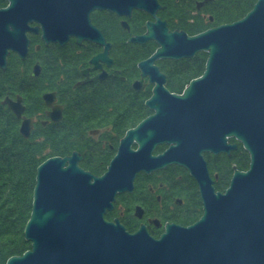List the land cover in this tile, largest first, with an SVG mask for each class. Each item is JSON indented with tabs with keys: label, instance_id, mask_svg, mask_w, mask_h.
<instances>
[{
	"label": "flooded vegetation",
	"instance_id": "1",
	"mask_svg": "<svg viewBox=\"0 0 264 264\" xmlns=\"http://www.w3.org/2000/svg\"><path fill=\"white\" fill-rule=\"evenodd\" d=\"M89 1L0 0V17L10 21L4 30L19 40L0 66V112L9 111L18 131L30 124L19 133L39 141L41 162L75 154L96 176L134 170L105 218L158 238L167 225L196 222L204 196L224 193L250 167L235 133L218 131L215 150L206 146L205 122L187 117L184 132L172 131L171 116L160 113L206 70L209 51L192 37L243 18L257 0H155L129 13ZM149 27L152 37L137 38ZM163 30L175 33L172 49Z\"/></svg>",
	"mask_w": 264,
	"mask_h": 264
},
{
	"label": "water",
	"instance_id": "2",
	"mask_svg": "<svg viewBox=\"0 0 264 264\" xmlns=\"http://www.w3.org/2000/svg\"><path fill=\"white\" fill-rule=\"evenodd\" d=\"M147 1L155 0L89 2L129 13ZM9 22V16L0 17L2 68L7 48L19 42L4 30ZM171 34L162 32L168 49ZM152 36L149 27L137 38ZM192 39L209 51L206 70L184 95H170L172 108L160 114L171 116L165 121L172 131L184 132L187 117L205 122L211 131L206 146L215 150L221 147L218 131L235 133L250 151L249 169L236 172L224 193L206 194L196 222L167 225L154 238L144 226L131 233L117 219L104 218L115 190L125 187L122 178L130 175L129 185L134 170L111 167L96 176L77 167L75 154L50 157L36 167L23 227L31 246L5 264H264V0L243 18ZM29 126L24 120L19 131L27 135Z\"/></svg>",
	"mask_w": 264,
	"mask_h": 264
},
{
	"label": "trees",
	"instance_id": "3",
	"mask_svg": "<svg viewBox=\"0 0 264 264\" xmlns=\"http://www.w3.org/2000/svg\"><path fill=\"white\" fill-rule=\"evenodd\" d=\"M30 143L12 127L8 114L0 112V264L30 247L23 226L31 209L35 168L41 161Z\"/></svg>",
	"mask_w": 264,
	"mask_h": 264
},
{
	"label": "rangeland",
	"instance_id": "4",
	"mask_svg": "<svg viewBox=\"0 0 264 264\" xmlns=\"http://www.w3.org/2000/svg\"><path fill=\"white\" fill-rule=\"evenodd\" d=\"M34 96L36 97V94H34ZM8 110H6V112H4L5 113V115L6 114H8ZM8 117H10V120H11V123H12V127L15 129L16 128V131H18V129H17V123H16V121L12 118V116L10 115V114H8ZM4 120V119H3ZM18 133H19V131H18ZM20 134V133H19ZM20 136L21 137H23L21 134H20ZM24 139H26V141H30L31 143V145H33V149L35 150V151H37L38 153H37V156H38V154H39V157H40V159H43L42 158V156H41V147H40V143H39V141H37L36 140V138L34 139V138H30V139H27V137H23ZM14 156V155H13ZM39 163H41V161L39 162ZM38 163V164H39ZM37 164V165H38ZM37 165H36V167H37ZM35 171H36V168H35ZM34 179H35V175H34ZM34 183H35V181H34ZM34 186V185H33ZM32 191H33V189H32ZM31 202H32V198H31ZM24 227V226H23ZM128 231V230H127ZM129 232V231H128ZM23 237H24V235H23ZM25 239V238H24ZM28 241V240H27ZM30 242V241H29ZM30 246H31V243H30ZM30 248V247H29ZM26 250V249H25ZM8 258V257H7ZM6 261V260H5ZM5 264V263H4Z\"/></svg>",
	"mask_w": 264,
	"mask_h": 264
},
{
	"label": "bare ground",
	"instance_id": "5",
	"mask_svg": "<svg viewBox=\"0 0 264 264\" xmlns=\"http://www.w3.org/2000/svg\"><path fill=\"white\" fill-rule=\"evenodd\" d=\"M174 107H177V104L174 103ZM234 117V116H233ZM78 167V166H77ZM80 168V167H79ZM104 218H105V213H104ZM106 219V218H105Z\"/></svg>",
	"mask_w": 264,
	"mask_h": 264
}]
</instances>
